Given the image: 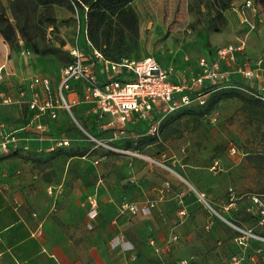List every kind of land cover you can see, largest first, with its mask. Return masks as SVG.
Listing matches in <instances>:
<instances>
[{"label":"rangeland","instance_id":"1","mask_svg":"<svg viewBox=\"0 0 264 264\" xmlns=\"http://www.w3.org/2000/svg\"><path fill=\"white\" fill-rule=\"evenodd\" d=\"M90 1L0 0L1 25L9 35L4 37L0 31V57L6 49L28 60H46L54 72L58 71L69 60L68 50L84 44L81 17L85 6L89 9ZM243 1L134 0L129 6L138 17V37L136 43L126 39L122 49L131 50L128 58L154 57L167 70L177 74L186 71L194 76L201 56L231 43L243 29L231 35L227 33L233 24L240 25L234 8ZM254 1L257 13L264 16V0ZM7 22L11 27L7 28ZM114 25L123 26L117 20ZM36 48H57L59 52L41 55L36 53ZM263 55L264 50L261 53L248 50L244 62H256ZM234 77V86L248 88L250 93L225 84L207 97L205 105L194 106L165 124L156 137L147 135L150 120H140L138 128H128L123 137L115 136L104 127L108 120L79 119L92 137L70 122V131L74 133L68 137L75 140L60 151L85 152V156L69 158L59 154L58 149L43 148L38 152L24 151L22 158H7L0 162V193L18 186L19 179L13 177L22 173L8 172L19 164L32 163L36 167L32 170L44 173L53 187L44 194L29 197L27 212L32 217L50 214L52 222L68 233L73 220L84 222L88 209L82 204L88 195H95L99 203L98 215L93 218L96 226L92 230L86 226L88 231L103 227L113 232L119 228L124 234L127 231L136 237L135 225L147 226L159 221L172 227L201 224L205 231L212 227L227 231L228 238L199 251L198 255H202L199 261L194 258L167 261L156 250L145 256L147 264H182L183 261L186 264H234L236 261L264 264V225L254 204V197L264 203V100L260 98L264 97V91H258L259 88L239 74ZM231 92L251 102L245 105L239 97L223 96ZM213 101L216 103L212 112L201 114ZM145 139H150V144L140 150L131 149ZM231 145L236 146V153L231 152ZM95 160L100 162L95 164ZM189 172L199 176L198 185L189 181ZM174 180L179 182L178 186L173 184ZM157 187L164 194L179 188L182 193L186 191L183 199L187 195L192 200L187 204L179 202L173 209L174 213L185 209L186 215L176 213L169 220L161 216L158 220L157 194L153 192ZM231 192L235 194L234 200ZM200 194H204L206 201ZM147 200L157 203L152 215L121 213L123 203ZM173 236V241L180 240L176 232ZM175 237L178 238L175 240ZM135 251V246L126 251L131 260H135Z\"/></svg>","mask_w":264,"mask_h":264},{"label":"built area","instance_id":"2","mask_svg":"<svg viewBox=\"0 0 264 264\" xmlns=\"http://www.w3.org/2000/svg\"><path fill=\"white\" fill-rule=\"evenodd\" d=\"M234 10L243 15V23L248 24L251 30L255 28L246 16L247 11H257L254 0H246ZM87 13L88 7L85 6L81 17L84 44H77L68 50L70 61L61 67L60 74L54 77L33 76L20 91L22 104L27 106L31 115L20 130L45 135L48 127L37 121L48 117L56 122L59 111L64 110L78 130H84L92 137L75 115L74 111L77 109L92 120H108L104 127L110 128L117 137L125 136L130 123L134 125L140 120H150L147 135L156 137L167 119L183 110L205 105L207 97L225 84L250 93L248 88L234 86L233 78L236 74L246 80L262 76L258 91H264V57L258 59L254 67L242 60L247 49L246 36L218 48L214 55L200 57L196 75L192 76L186 71L177 74L165 69L154 57L140 60L123 58L120 61L107 59L89 40ZM6 67V64L0 67V80L4 78ZM69 94L73 95V100L69 99ZM260 98L264 100V97ZM12 103L13 97L5 95L0 107ZM7 128L6 124L0 123V157L19 150L16 132ZM67 146H71V141L63 138L57 140L56 146L51 150ZM236 149L235 145H231L232 153H236ZM123 152L131 153L125 150ZM99 162L94 161L95 164ZM200 195L206 201L204 194ZM230 196L234 200L233 192ZM98 204L95 195L89 196L85 203L92 213H95ZM156 204L152 200L126 202L122 204L121 213L150 216ZM254 204L258 208L261 224L264 225V203L259 197H254ZM180 215H186V210H181ZM109 245L112 249L122 248L125 251L133 248L123 233L112 237ZM182 264H186V261ZM234 264H240V261Z\"/></svg>","mask_w":264,"mask_h":264},{"label":"crops","instance_id":"3","mask_svg":"<svg viewBox=\"0 0 264 264\" xmlns=\"http://www.w3.org/2000/svg\"><path fill=\"white\" fill-rule=\"evenodd\" d=\"M237 14L240 18V25L233 24L231 28L227 29V33L231 35V33H235V30L243 29L235 35L231 43H235L241 36H246L247 49L245 54L247 55L248 50H250V53H261L264 50V16L258 14L257 11H247L246 16L255 26L251 30L248 24L243 23V15L239 12ZM218 48L203 56L214 55ZM244 55H242L243 61ZM262 57L264 55L260 58ZM4 64L7 67L4 71V78L0 80V102L5 95H11L13 103L0 107V123L6 124L9 131L16 132L18 149L27 152H38V150L46 148L52 151L51 149L56 146L59 139L66 138L73 142L75 139L68 137L74 133L70 131L71 126L69 124L71 120L64 110L59 111V119L56 122H52L48 117H43L37 121L48 127L45 135L20 130L25 120L31 117L27 106L22 104L20 91L26 87L33 76H58L61 68L54 72L50 63L46 60L39 58L33 61L28 60L20 57L16 52L7 51L6 49L5 53L1 54L0 67ZM251 64L252 67L255 66V62ZM246 82L259 88L262 84V76L253 80H246ZM68 97L71 100L74 98L72 94H69ZM75 111L74 113L78 118L88 119L79 110L75 109ZM138 126L137 123L134 125L130 123L128 128L135 130ZM6 163L4 162V164ZM8 166H10L9 163ZM33 168L36 169L32 163H24L8 172L9 174H15L18 171L22 173L13 177L19 179L18 186L15 189L10 186L11 190L8 189V191H1L0 193V264H147L145 256L154 254L156 250H160L159 256L167 261L172 258H180L179 260L194 258V260L199 261L202 256L198 255L199 251H205V248L210 246L209 244L221 243L228 238L227 231H224L221 227H212L210 231H205L201 224L199 226L183 224L172 227L161 221L147 226L141 223L135 225L136 237H131V233L127 231L124 234L123 230L120 231L119 228L114 229L113 232L103 227H98L96 231H88L86 226L89 230L94 229L89 227L96 226L93 218L98 215V210L92 213L90 207L86 206L87 204L85 205L88 197L93 195H88L85 203L82 204L83 207L88 209L86 211L83 209L85 211L84 222L79 223L81 219L73 220L72 225H69L71 233H68L63 227L52 222L50 214H42L40 217L34 214V217H32L27 212L29 197L33 198V195L35 197L38 194H44L47 189L51 190V187H53L51 179L47 181L44 173L39 174L37 170H32ZM187 176L194 186L199 184L197 174L189 172ZM173 184L178 186L179 182L174 180ZM160 189L161 187L153 189V192L157 194L158 212L156 217L158 220L160 216L169 220L176 213H180V211L173 212L179 202L187 204L192 200V197L187 195H185L184 200L183 196L186 191L182 193L180 188L173 193L166 192L165 194ZM79 196H81L80 193H78ZM14 201L17 202L16 206L13 205ZM75 205L77 206V204ZM110 232L113 233L111 238L119 232L126 235L125 237L131 245L133 244L136 248L134 252L136 262L131 260L129 252L124 251L122 248L111 249L109 247V249L105 246L110 237ZM174 232L180 235L179 241H173Z\"/></svg>","mask_w":264,"mask_h":264},{"label":"trees","instance_id":"4","mask_svg":"<svg viewBox=\"0 0 264 264\" xmlns=\"http://www.w3.org/2000/svg\"><path fill=\"white\" fill-rule=\"evenodd\" d=\"M134 0H91L89 3L88 9V36L92 45L100 50L104 56L112 61H120L123 58H128V55L131 53L130 49L123 50V44L126 39H129V42L136 43V38L138 37V17L136 12L129 6L131 2ZM115 20L120 21L123 26L114 25ZM3 19L0 18V31L4 37H9L7 30L4 26H2ZM7 28L11 27L10 23H5ZM36 53L45 55V54H55L59 52L57 48H49L40 50L36 48ZM68 62L70 61V55L68 53ZM225 98L239 97L246 104L251 101L246 99L245 97L235 93H226L223 94ZM216 101L212 102L206 109H204L201 114L211 113L214 109ZM190 109H186L173 116L170 119H167L161 128L164 127L165 124L170 122L171 120L177 118L184 112H187ZM141 122V121H140ZM150 139H145V141L141 142L135 148H131L134 150H140L144 148L146 145L150 144ZM128 148V149H130ZM63 148L58 149V152ZM127 149V150H128ZM24 151L16 150L8 155L0 157V162L7 158H22L24 157ZM59 154L65 155L69 158H77L84 157L85 152H67L60 151ZM46 180L49 181L50 178L44 175Z\"/></svg>","mask_w":264,"mask_h":264}]
</instances>
